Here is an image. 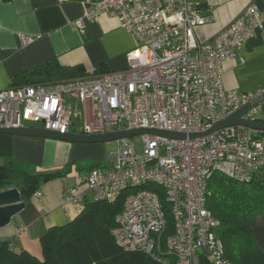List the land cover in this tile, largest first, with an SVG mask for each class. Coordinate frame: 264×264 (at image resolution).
Here are the masks:
<instances>
[{
    "label": "built area",
    "instance_id": "built-area-1",
    "mask_svg": "<svg viewBox=\"0 0 264 264\" xmlns=\"http://www.w3.org/2000/svg\"><path fill=\"white\" fill-rule=\"evenodd\" d=\"M81 5V16L72 22L81 29L108 15L133 37L127 67L0 88V126L66 133L78 119L74 126L83 134L134 128L189 133L207 130L246 104L253 105L243 118L261 117L264 89L241 92L223 85V62L264 27V9L254 1L205 41L195 30L213 15L197 0H82ZM20 40L25 44L33 37ZM115 141L113 162L91 167L84 177L93 200L113 202L125 194L111 228L115 244L154 258L165 245L174 264H200V254L210 264H231L215 233L218 220L206 207L207 181L215 170L240 181L264 171V141L243 125L195 138L145 133ZM81 200L76 188L64 196L65 202Z\"/></svg>",
    "mask_w": 264,
    "mask_h": 264
},
{
    "label": "crops",
    "instance_id": "crops-1",
    "mask_svg": "<svg viewBox=\"0 0 264 264\" xmlns=\"http://www.w3.org/2000/svg\"><path fill=\"white\" fill-rule=\"evenodd\" d=\"M81 1L0 0V88L12 86L15 75L49 59H56L64 66L79 65L86 72L98 69L102 73L127 67V53L135 45L133 37L117 18L108 15L86 21L83 29L73 24L82 14ZM197 1L213 15L212 21L195 30L202 41L224 28L249 2L254 1L260 10L264 9V0ZM21 35H29L33 40L23 44ZM235 53L234 58L223 62L224 87L241 92L264 89V27ZM260 116L264 118V111ZM69 131L80 133L75 126ZM104 149L103 142L0 134V162L14 157L27 163L32 171L58 173L42 182L41 194L32 195L10 222L0 227V240L8 239L16 249L37 253L40 238L50 227L72 220L86 202L93 200L84 177L91 167L113 162L115 153L105 154ZM85 161L91 162L85 165ZM70 188L82 193L81 202L64 201ZM249 226L264 255V220L256 215Z\"/></svg>",
    "mask_w": 264,
    "mask_h": 264
},
{
    "label": "trees",
    "instance_id": "trees-1",
    "mask_svg": "<svg viewBox=\"0 0 264 264\" xmlns=\"http://www.w3.org/2000/svg\"><path fill=\"white\" fill-rule=\"evenodd\" d=\"M98 73V69L86 72L79 65L64 66L49 59L15 75L12 86L48 84ZM251 133L264 138V131ZM57 174L50 170L32 171L27 163L10 157L0 163V190L17 187L21 200L26 202L42 182ZM207 190L206 207L218 220L215 233L223 243L225 257L231 264H264L261 247L249 226L256 215L264 220V171L240 181L215 170L207 181ZM124 195L113 202L88 201L75 218L50 227L40 238L41 257L26 249H16L8 239L0 240V264H174L175 255L165 245L158 258H154L143 251H124L115 244L111 228ZM199 261L210 264L204 254L199 255Z\"/></svg>",
    "mask_w": 264,
    "mask_h": 264
},
{
    "label": "water",
    "instance_id": "water-1",
    "mask_svg": "<svg viewBox=\"0 0 264 264\" xmlns=\"http://www.w3.org/2000/svg\"><path fill=\"white\" fill-rule=\"evenodd\" d=\"M253 104H246L239 109L235 110L227 117L221 119L217 123L213 124L210 128L202 132H181L170 131L156 128H134L129 130H122L117 132L99 133V134H83L78 132H66L59 133L54 130H48L37 126H21V127H9L0 126V134L9 135H22V136H37L54 138L60 140H66L69 142H107L113 141L119 138L131 137L138 134H153L164 136L167 138H184L186 136L195 138L204 136L213 130L221 128L227 125H243L250 130L264 131V121H250L243 118V115ZM78 124V119L72 122L71 126ZM24 206V202L21 200V195L17 187H8L0 190V227L8 224L11 218L19 212ZM201 253V250H199Z\"/></svg>",
    "mask_w": 264,
    "mask_h": 264
},
{
    "label": "rangeland",
    "instance_id": "rangeland-1",
    "mask_svg": "<svg viewBox=\"0 0 264 264\" xmlns=\"http://www.w3.org/2000/svg\"><path fill=\"white\" fill-rule=\"evenodd\" d=\"M135 139H136L137 147L139 148L140 147L139 139L136 138V137H135ZM103 143H104V147H105V149H104L105 150L104 151L105 154L116 153L117 152V150H118V143L115 140H113V141H107V142H103ZM103 160L106 161L105 159H103ZM90 162L91 161H85L84 164L86 165V164H88ZM33 254L37 255L38 257H41V255H42V253H41V245H39V251L37 253H33Z\"/></svg>",
    "mask_w": 264,
    "mask_h": 264
}]
</instances>
